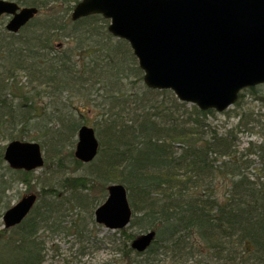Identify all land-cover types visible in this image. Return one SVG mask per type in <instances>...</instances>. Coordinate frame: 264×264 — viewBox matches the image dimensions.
<instances>
[{"label": "trees", "instance_id": "1", "mask_svg": "<svg viewBox=\"0 0 264 264\" xmlns=\"http://www.w3.org/2000/svg\"><path fill=\"white\" fill-rule=\"evenodd\" d=\"M15 1L38 11L60 2L66 15L78 2ZM107 24L91 15L68 23L34 18L17 34L0 29V214L9 208L7 192L38 186L28 215L0 231V264H42L45 239L82 233L102 203L92 191L106 197L111 183L127 191L128 228L154 232L142 253L124 251L121 242L123 259L135 254L128 264H201L193 240L218 264H264V140L240 153L231 131L217 134L205 125L213 110L188 109L170 91L147 88L129 45L112 38ZM60 37L69 47L55 50L52 41ZM257 90H242L234 107L245 94L263 103ZM75 99L99 114L98 157L89 165L72 157L77 129L86 125ZM24 139L39 142L45 168L39 176L3 161L1 143ZM66 161L84 173L55 179L49 165L65 169ZM218 178L229 182L221 199Z\"/></svg>", "mask_w": 264, "mask_h": 264}, {"label": "water", "instance_id": "2", "mask_svg": "<svg viewBox=\"0 0 264 264\" xmlns=\"http://www.w3.org/2000/svg\"><path fill=\"white\" fill-rule=\"evenodd\" d=\"M36 14V8L0 0V16L10 17L9 32L16 33ZM95 14L110 20L108 32L129 44L148 88L171 90L201 111L222 112L240 90L264 83V0H79L71 19ZM97 146L93 129L82 126L76 154L85 160ZM3 160L26 172L44 163L39 144L17 140L6 145ZM34 203L31 195L9 208L4 227L18 225ZM93 215L106 229L125 228L132 212L124 187L108 186ZM153 238L154 232H146L132 246L143 251Z\"/></svg>", "mask_w": 264, "mask_h": 264}, {"label": "rangeland", "instance_id": "3", "mask_svg": "<svg viewBox=\"0 0 264 264\" xmlns=\"http://www.w3.org/2000/svg\"><path fill=\"white\" fill-rule=\"evenodd\" d=\"M64 7H66V5H63V3L60 4L59 2L55 5V7L49 6L40 9L35 17L40 19H54L58 22L61 19L62 21L68 23V18L71 19L72 10H70L68 15H66L64 13ZM52 45L55 50H64L69 47L68 41L64 40L62 37L54 39V41H52ZM257 93L264 96V85L258 88ZM159 97L160 99L162 98L161 95ZM254 98L255 97H252L251 94L249 96L248 94H245L240 105L241 108L239 107L240 109L232 106L227 110L228 112H214L213 115L206 117L204 121L205 125L208 126L211 132L225 134L227 131H231V135L235 138V149L240 153L247 148L249 142L253 144H260L261 141L264 140V102L262 103ZM73 107L79 114L76 115L77 118L80 121L83 120L87 127L93 128V123L99 118L97 111L90 108V110H88L87 105L84 104V100L80 101V99H75L73 101ZM186 107L189 109L190 105L187 104ZM82 109H84L85 112L81 114L80 110ZM238 115H242V123H240L241 118ZM74 140L76 144V136L74 137ZM24 141L27 142V139H24ZM7 143L8 142H2L1 144L4 147ZM50 159L53 161L54 156ZM53 163L54 161L52 164ZM52 164H50L49 167L52 171L51 173L54 174V177H56L55 179L60 178L64 172L71 173L73 175H82L84 173L83 171L71 170L72 166L67 161L64 164V167H66L65 169L62 167L55 168ZM42 169L45 168L42 167L39 170L34 172L32 171L33 175H41L43 171ZM228 183L227 178L216 179L215 190L220 199L225 193ZM37 191L38 186L35 187V189L32 188L31 191L25 192L24 186L18 185L17 188L7 192L5 194V198L9 201V207H12L26 194ZM94 191H92V194H94L98 200H102V202H104L106 197L102 196V193H100L101 191ZM3 214L4 212L0 214V231L4 228L2 220ZM125 232L126 236L130 234H140L136 228H126ZM68 233V235H55L51 238L45 239L44 262L42 264H128L129 260L133 258V255H135L131 253L127 255L128 257L123 259L121 254L117 251L118 246H122V241L118 239L120 234H116L115 232L109 231L108 229L95 224L94 220H85L82 233L77 234L74 230H71ZM193 243L195 244L198 254V262L200 260L201 264L219 263L213 260L210 251L206 250L199 240H193ZM161 264L170 263L169 260L166 259Z\"/></svg>", "mask_w": 264, "mask_h": 264}, {"label": "bare ground", "instance_id": "4", "mask_svg": "<svg viewBox=\"0 0 264 264\" xmlns=\"http://www.w3.org/2000/svg\"><path fill=\"white\" fill-rule=\"evenodd\" d=\"M38 12V11H37ZM96 15H99V14H96ZM102 18H103V16L102 15H100ZM34 18H36L35 16L34 17H32L28 22H30L31 20H33ZM103 19H105V18H103ZM72 20V19H71ZM105 20H107L108 21V24H109V21L110 20H108V19H105ZM10 21V18L8 17V16H5V15H2V16H0V29H4L5 31H7V29H6V26H7V24H8V22ZM72 21H76V20H72ZM27 22V23H28ZM26 23V24H27ZM25 24V25H26ZM108 24H107V27H108ZM24 25V26H25ZM24 26H22L21 28H23ZM20 28V29H21ZM19 29V30H20ZM19 30L16 32V33H12V32H9V31H7L8 33H11V34H17L18 32H19ZM108 30V29H107ZM68 40V39H67ZM262 85H264V83H262V84H257V85H254V86H252V87H260V86H262ZM251 87V88H252ZM156 91H162V90H160V89H156ZM239 95V94H238ZM238 95H237V100L235 101V103L238 101ZM197 108V107H196ZM198 109V108H197ZM82 127V126H81ZM81 127H79L78 129H77V132H76V137H77V134H78V132L80 131V129H81ZM93 132H94V130H93ZM94 134H95V132H94ZM97 140V139H96ZM15 141V140H14ZM17 141H19V140H17ZM22 141H24V140H22ZM12 142V141H11ZM25 142V141H24ZM27 142H31V141H27ZM98 142V141H97ZM36 143V142H35ZM76 143H77V140H76ZM98 149H99V145L97 146V150L95 151V154L92 156V155H85V157H84V159L85 160H82V156L83 155H78V154H76V152H75V150H76V144H75V147H74V149H73V154H72V157H73V159H75V160H77V161H79V162H81L82 164H84V165H89V164H91V163H93L96 159H97V157H98ZM77 155V156H76ZM92 156V157H91ZM44 159V158H43ZM4 161V160H3ZM30 172V171H29ZM113 183H111V184H108L107 186H106V193H107V188H108V186H110V185H112ZM114 184H117V183H114ZM124 187V186H123ZM124 190L126 191V189L124 188ZM24 191L26 192V189L24 188ZM35 196V201H37V193L36 192H31V193H29V194H26L23 198H25V197H27V196ZM126 195H127V191H126ZM128 200V199H127ZM129 204V203H128ZM4 215V214H3ZM2 220H3V216H2ZM91 220H95V217H94V215L92 216V219ZM4 225V224H3ZM109 231H112V232H115L116 234H120V236H119V240H121V241H124V243H123V247H124V251H127V250H131V251H133V252H135V253H142V252H145L148 248H149V246L152 244V242H153V240H154V238L150 241V243H149V245L143 250V251H140V252H138V250L137 249H135L132 245H134V242H136L137 241V238L139 237V236H141L142 234H139V235H137V236H135V237H131V239H126V241L124 240V236H125V234H126V232H125V229H121L120 231L119 230H109ZM125 245H126V247H125ZM127 249V250H126ZM117 251L121 254L122 253V246H118V248H117Z\"/></svg>", "mask_w": 264, "mask_h": 264}]
</instances>
